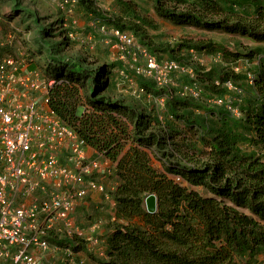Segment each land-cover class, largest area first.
I'll return each instance as SVG.
<instances>
[{
  "label": "trees",
  "instance_id": "16d2710c",
  "mask_svg": "<svg viewBox=\"0 0 264 264\" xmlns=\"http://www.w3.org/2000/svg\"><path fill=\"white\" fill-rule=\"evenodd\" d=\"M74 1L90 11L96 5V0ZM149 1L156 14L173 25L264 43V6L254 17L243 18L229 15L220 0ZM181 47L199 53L222 50L225 61L233 65L241 58L250 62L256 58L253 52L234 54L206 40L182 42ZM50 52L47 79L54 82L49 90L50 108L114 168L117 215L108 240L107 264H237L246 255L251 261L264 258V154L240 153L225 132L204 136L205 148L196 149L191 143L198 135L195 123L188 122L183 133L159 128L152 115L137 114L124 103L97 93L105 69L88 70L84 60L76 66L61 65ZM37 68L32 64L28 70ZM230 79L235 82L238 77L225 73L211 89L221 93L222 84ZM253 85L257 106L249 107L247 121L264 152V62ZM189 102L179 101L178 106ZM153 159L162 163V170ZM177 178L182 182H176ZM149 195L158 199L154 214L145 206ZM76 249L84 250L83 245Z\"/></svg>",
  "mask_w": 264,
  "mask_h": 264
},
{
  "label": "rangeland",
  "instance_id": "374dc122",
  "mask_svg": "<svg viewBox=\"0 0 264 264\" xmlns=\"http://www.w3.org/2000/svg\"><path fill=\"white\" fill-rule=\"evenodd\" d=\"M66 1L0 0V62L13 57L22 64V71L37 64L36 71L47 79V68L52 64L53 56L50 51L54 52L61 65L70 62L76 66L79 60H84L86 69L96 72L103 68L106 71L98 94L124 103L137 114L152 115L159 128L173 134L186 132V124L195 123L198 135L192 137L191 143L196 149L205 148L201 141L204 136L218 137L225 132L236 143L240 153L263 156L262 148L256 143L255 131L247 121V113L249 107L257 106L251 79L258 72L260 63L264 62V43L221 31L173 25L156 14L149 0H96L92 11L82 5L65 4ZM220 3L229 15L243 18L254 17L259 7L264 6V0H220ZM112 29L130 32L137 47L148 49L159 63L174 60L190 67L195 79L191 81L189 77H182L178 85L183 83L191 87L192 82L196 83L200 87V100L190 101L185 107L178 106L179 101L169 98L167 91L159 88L154 80L137 76L135 67L141 66L142 58L133 54L122 58L117 41L110 34ZM201 40L210 41L234 54H256L254 61L241 66L235 80L239 92L229 91L223 86L221 93L211 89L221 75L233 73L234 66L225 61L222 50L199 53L192 48L181 47L182 42L198 43ZM85 93L83 89L82 94ZM222 95L227 100L232 98L241 115L235 116L227 109L214 108L209 103V100ZM182 116L183 119L179 118ZM153 162L160 170L163 169L160 161L153 159ZM103 179L108 188L116 183L113 173H107ZM113 212L107 201L101 206L91 205L89 210L81 209L80 222L86 224L99 218L103 234V242L97 249L83 245L82 253L87 264H107L110 260L108 240L114 231ZM237 264H264V258L251 261L246 255L238 258Z\"/></svg>",
  "mask_w": 264,
  "mask_h": 264
},
{
  "label": "built area",
  "instance_id": "2783aa9c",
  "mask_svg": "<svg viewBox=\"0 0 264 264\" xmlns=\"http://www.w3.org/2000/svg\"><path fill=\"white\" fill-rule=\"evenodd\" d=\"M65 4L77 6V1ZM110 34L122 58H142L135 67L137 76L154 80L171 99L200 100L196 83L178 85L182 77L195 79L190 67L174 60L159 63L126 30L112 29ZM249 63L241 58L233 74L238 76ZM21 68L13 57L0 62V264H87L76 248L97 249L103 234L99 218L82 224L80 211L107 201L116 221L117 183L108 188L103 179L113 173L112 165L50 108L54 82ZM222 86L239 92L232 79ZM209 103L241 115L225 95Z\"/></svg>",
  "mask_w": 264,
  "mask_h": 264
},
{
  "label": "water",
  "instance_id": "95a60500",
  "mask_svg": "<svg viewBox=\"0 0 264 264\" xmlns=\"http://www.w3.org/2000/svg\"><path fill=\"white\" fill-rule=\"evenodd\" d=\"M158 199L155 195H149L146 197L145 206L149 213L154 214L158 210Z\"/></svg>",
  "mask_w": 264,
  "mask_h": 264
},
{
  "label": "crops",
  "instance_id": "0c3cea01",
  "mask_svg": "<svg viewBox=\"0 0 264 264\" xmlns=\"http://www.w3.org/2000/svg\"><path fill=\"white\" fill-rule=\"evenodd\" d=\"M108 162H109V161H108ZM109 164H110V165H112V163H111V162H109Z\"/></svg>",
  "mask_w": 264,
  "mask_h": 264
}]
</instances>
